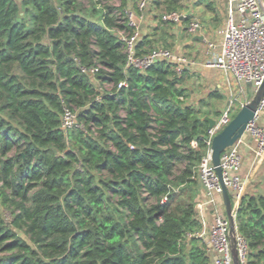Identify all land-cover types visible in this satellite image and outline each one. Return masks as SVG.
<instances>
[{"label": "trees", "instance_id": "16d2710c", "mask_svg": "<svg viewBox=\"0 0 264 264\" xmlns=\"http://www.w3.org/2000/svg\"><path fill=\"white\" fill-rule=\"evenodd\" d=\"M89 1L0 0V264H211L197 210L210 114L188 102V69L127 66L137 0ZM182 2L152 0L162 38L142 35L137 56L171 50L164 18ZM65 107L81 127L62 129ZM235 220L264 264V195L244 194Z\"/></svg>", "mask_w": 264, "mask_h": 264}, {"label": "built area", "instance_id": "2783aa9c", "mask_svg": "<svg viewBox=\"0 0 264 264\" xmlns=\"http://www.w3.org/2000/svg\"><path fill=\"white\" fill-rule=\"evenodd\" d=\"M151 2L152 0H139L137 3L139 14L130 9L126 11L128 24L134 28L131 35L121 33L122 39L126 43L127 66L144 70L158 61H169L177 65L178 72L187 69V67L197 66V61L176 54L164 47L155 48L144 56L136 55V46L141 38L140 16L144 14ZM183 18L184 15L177 11L166 14L164 19L180 23ZM202 29V23L198 19L191 21L188 25V33L191 35L197 34ZM203 39L206 56L203 66L215 68L223 72L225 76L233 78L241 90L244 85L249 84L256 92L264 83V0H229L228 17L222 37L215 41L205 37ZM97 70V68L91 70L83 68V71H91V73ZM122 86H126V82L119 84V87ZM250 100L247 98L239 100L238 105L235 104L237 100H231L216 125L209 128L207 139L209 151L202 159L198 169L199 179L206 192V200L202 206L210 205L214 210L212 224L209 226L204 222L198 236L215 252V264H235L230 222L219 207L218 199L223 196V189L226 186L234 202V215L236 216V209L245 194L246 183L240 173L243 165L239 149L241 139L235 145L227 148L221 156L222 179L212 164L211 146L213 138L231 122L232 115ZM262 111H264V99L259 105L255 120L249 123L245 133L255 141L258 155L264 154V125L258 122ZM76 127H81L77 120V113L65 107L62 129L68 131ZM235 248L240 264H248L249 247L245 238L239 234L237 226Z\"/></svg>", "mask_w": 264, "mask_h": 264}, {"label": "crops", "instance_id": "0c3cea01", "mask_svg": "<svg viewBox=\"0 0 264 264\" xmlns=\"http://www.w3.org/2000/svg\"><path fill=\"white\" fill-rule=\"evenodd\" d=\"M182 3L183 7L180 13L184 15V18L190 16V21L198 19L202 23L203 29L197 34L191 35L188 33L189 24L183 20L180 23H173L170 29L167 30L169 37L166 36V38L171 43V49L176 54L184 55L198 62V65L195 67H187L188 71L200 75L203 80L210 84V88L216 86V91L220 92L224 96V99L227 98L225 108L230 105L231 100H237L235 104L238 105L239 100H243L244 98L249 99L251 96H254V89L251 85L247 84L243 86V90L245 89L246 92H241L243 97L239 96L235 99L228 98V90L231 92L234 90L238 91L236 87L239 86L231 77L225 76L223 72L215 68L203 66V62L206 60L205 42L203 38L205 37L215 41L222 37V31L224 30L228 17L229 0H183ZM157 16L158 12L155 10L144 12L140 16L139 25L141 36L153 35V38L160 39L163 30L161 28L157 30L159 28ZM163 42L161 40L157 43L162 45ZM213 119L218 120L216 117H213ZM258 122L264 125V111L260 113ZM239 149L243 159L240 173L246 183L245 194L264 195V154H257L256 143L249 135H244L241 138L239 141ZM205 200L206 192L202 186L198 195L197 210L202 223L205 222L210 226L214 219V210L210 205L202 206ZM218 201L219 207L227 215L223 196ZM209 253L211 256V264H215V252L209 248Z\"/></svg>", "mask_w": 264, "mask_h": 264}, {"label": "water", "instance_id": "95a60500", "mask_svg": "<svg viewBox=\"0 0 264 264\" xmlns=\"http://www.w3.org/2000/svg\"><path fill=\"white\" fill-rule=\"evenodd\" d=\"M264 99V83L255 92L251 100L244 105L231 122L220 131L214 138L211 146V160L216 168L217 173L222 179V169L220 166L221 156L223 152L235 145L246 133L249 123L255 120L259 105ZM209 123V128L216 125L217 120L206 116L204 118ZM224 204L226 207L227 217L231 226V234L233 236V256L235 264H240L238 254L235 248L236 220L234 215V206L232 197L226 186L223 189Z\"/></svg>", "mask_w": 264, "mask_h": 264}, {"label": "rangeland", "instance_id": "374dc122", "mask_svg": "<svg viewBox=\"0 0 264 264\" xmlns=\"http://www.w3.org/2000/svg\"><path fill=\"white\" fill-rule=\"evenodd\" d=\"M80 2H82L83 4H85L86 7H89L90 1L89 0H79ZM137 1H134L130 4V7L128 9L135 11V5L137 4ZM111 4L114 5H119L120 4V0H114ZM154 6L151 2V4L146 8L145 12H151L152 10H154ZM172 50V49H171ZM173 51V50H172ZM186 69V68H185ZM187 70V69H186ZM189 77H185V82L184 85L192 91V96L188 99V102L194 103L197 106H201L202 103L200 101L204 102V106L202 105V109L205 112H209L210 115H207L208 117H215L216 116V111L217 110H222L225 111V103H226V99L222 100H216L214 98H211L209 95L211 92H216L217 88L212 87L210 88V84L208 82H206L205 80L202 79V77L200 75H198L195 72H190L189 71ZM233 79V78H232ZM234 80V79H233ZM236 90L234 91H229L228 90V98H238L239 96L243 97V94L241 92H246V90H239V87H236ZM253 96H251L249 98V100L252 98ZM233 116V115H232ZM6 218L7 220L10 222L12 220L9 212H6Z\"/></svg>", "mask_w": 264, "mask_h": 264}]
</instances>
